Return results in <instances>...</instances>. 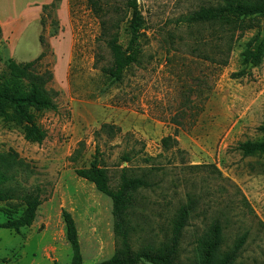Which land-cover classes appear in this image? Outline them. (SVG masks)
I'll return each mask as SVG.
<instances>
[{
    "label": "rangeland",
    "instance_id": "374dc122",
    "mask_svg": "<svg viewBox=\"0 0 264 264\" xmlns=\"http://www.w3.org/2000/svg\"><path fill=\"white\" fill-rule=\"evenodd\" d=\"M26 1L17 0L25 11L15 21L21 33L0 38V78L10 60L24 64L45 51L35 70L53 73L48 87L57 92V108H30L47 133L41 142L25 138L10 106L0 115V163L12 176L5 185L40 187L42 196L32 226L20 232L0 227V264H69L63 210L76 220L83 264L116 252L112 200L77 173L90 166L97 147L113 188L124 167L152 183L134 193V250L170 246L180 210L190 202L179 264L200 262L215 225L221 228L220 254L245 237L236 263L264 264V153L245 155L238 148L264 141V54L254 65L249 53L264 37V19H241L240 25L189 20L201 7L254 0H139L145 24L138 61L120 80L102 70L113 57L87 0H60L39 13ZM0 14L19 12L0 7ZM129 40L124 23L119 42L126 47ZM108 123L120 131L102 130ZM167 136L178 142L165 147ZM82 141L85 148L74 161ZM24 209L22 199L0 201V223Z\"/></svg>",
    "mask_w": 264,
    "mask_h": 264
},
{
    "label": "trees",
    "instance_id": "16d2710c",
    "mask_svg": "<svg viewBox=\"0 0 264 264\" xmlns=\"http://www.w3.org/2000/svg\"><path fill=\"white\" fill-rule=\"evenodd\" d=\"M45 7H56L57 2ZM88 6L99 18L101 25V39L109 48L113 61L110 65L102 67L103 72L113 79L123 78L125 71L130 65L138 61L135 53L140 38L143 35L145 17L139 5V0H87ZM261 17L264 19V0H254L248 3H227L218 6L201 7L192 12L189 20L192 22H219L223 25L238 24V20ZM126 23L130 33L128 45L124 47L119 42V30ZM3 28L0 23V38ZM40 41L45 44L41 36ZM251 60L257 65L264 54V37L255 50L249 51ZM45 56V51L34 60L19 64L10 60L8 72L0 78V115H5V106H10L18 121L24 124L25 138L30 141L41 142L46 137V130L41 128L35 115L30 108L35 110H54L57 108L55 96L57 92L48 87L53 79V73L47 71L39 73L35 70V64ZM243 73H238V75ZM102 130L117 133L120 128L113 124H103ZM264 131V123L260 126ZM171 140L176 144L177 139L172 136L163 138V145L168 147ZM85 148V142H81L74 151L71 159H79ZM245 155L264 153V141H245L238 146ZM124 160H131L129 155ZM7 165L0 163V201L22 199L25 209L21 216L16 219H7L0 223V227L20 232L22 228L30 227L36 220L38 209L42 204L40 187L24 188L10 187L5 182L12 178L7 172ZM77 173L93 182L96 188L108 195L112 200V214L114 218V233L119 241V248L108 259L98 264H141L150 262L152 264H179L176 257L179 239L186 226L192 204L180 210V215L175 223L173 243L162 250L152 249L134 250L131 243L132 225L130 222V210L134 205V193L151 187L152 183L146 174L131 176L126 167L122 168L120 182L116 188L111 185V176L108 169L102 164L100 148L97 147L94 158L89 167L78 168ZM63 218L66 226V238L72 248V260L69 264H83L82 246L79 238L78 226L73 214L63 210ZM245 241L242 237L231 251L220 254L221 228L215 225L213 236L206 243L203 257L195 264H237L236 259L241 246Z\"/></svg>",
    "mask_w": 264,
    "mask_h": 264
},
{
    "label": "crops",
    "instance_id": "0c3cea01",
    "mask_svg": "<svg viewBox=\"0 0 264 264\" xmlns=\"http://www.w3.org/2000/svg\"><path fill=\"white\" fill-rule=\"evenodd\" d=\"M20 1L23 2L24 0ZM53 1L54 0H28L25 3L28 7L37 6V12L39 13L40 11H42V7L44 5L50 4ZM0 7H3L4 9H6V11L10 13L19 12V15L16 17H6L0 14V23L2 25L3 32L5 34L12 33L13 31L17 32V34L21 33L22 29L20 30V28H17L15 21L19 18H24L25 11L23 12V10H20V5L17 4V0H0Z\"/></svg>",
    "mask_w": 264,
    "mask_h": 264
}]
</instances>
